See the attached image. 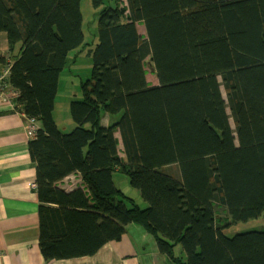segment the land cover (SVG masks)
<instances>
[{"label": "trees", "instance_id": "obj_1", "mask_svg": "<svg viewBox=\"0 0 264 264\" xmlns=\"http://www.w3.org/2000/svg\"><path fill=\"white\" fill-rule=\"evenodd\" d=\"M91 2L94 42L82 0H0L6 82L42 124L29 150L43 256H93L135 224L172 264H264V231L226 235L264 214V0ZM86 49L91 78L71 103L74 129L63 133L61 75L71 53ZM172 166L179 177L164 173ZM116 172L147 207L116 186ZM74 174L83 187H58Z\"/></svg>", "mask_w": 264, "mask_h": 264}, {"label": "crops", "instance_id": "obj_2", "mask_svg": "<svg viewBox=\"0 0 264 264\" xmlns=\"http://www.w3.org/2000/svg\"><path fill=\"white\" fill-rule=\"evenodd\" d=\"M0 57H10L6 33H0ZM4 69L0 63V73ZM14 101L0 94V264H172L159 251L157 243L146 244V234L140 238L131 235L130 228L136 229L135 232L143 228L135 224L127 227L121 241L107 243L93 256L46 260L40 248L37 171L29 150L42 124L35 121L37 130L31 134L33 124ZM57 124L62 131L60 123ZM73 127L70 122L67 132ZM58 187L69 192L83 187V181L79 174H74Z\"/></svg>", "mask_w": 264, "mask_h": 264}, {"label": "rangeland", "instance_id": "obj_3", "mask_svg": "<svg viewBox=\"0 0 264 264\" xmlns=\"http://www.w3.org/2000/svg\"><path fill=\"white\" fill-rule=\"evenodd\" d=\"M106 6H115V0H105L103 7ZM81 10L84 17V33L88 40L92 39V42H94L96 41L98 34L99 9H95L93 7L91 0H82ZM138 29L142 32L141 34L143 36H146L145 30L142 26L139 25ZM87 51L88 49L81 53H78V51H73L69 57L65 71L61 75V85L57 97V112L55 117L60 123V127L63 129V133H69L72 129H74L75 124L73 123L74 127L67 132L69 123L73 122L71 118V103L73 101L82 99L81 84L82 82L91 78L93 60L87 55ZM147 71L148 82H150V84L153 86L159 85V82L156 76L153 74L150 66H147ZM109 118L108 126L113 125L116 121H118L120 119V115L109 116ZM105 121L106 120H104L103 117V125H106ZM164 170V173H169L175 177H179V170L177 166L168 167ZM114 176L115 184L119 189L122 191L124 190V193L128 197L133 198L138 205H141V207H147V204L142 198L140 191L131 186L130 179L128 177L119 172H116ZM130 230L131 235L136 238H140L146 234V236H148L146 239V244L148 243V246H156L154 237L147 231H144L143 228H138L137 232H135L136 229L133 228H130ZM256 230L264 231V214L259 219L254 221L232 224L226 229V235L228 237H232L238 233ZM178 249L181 248L179 247Z\"/></svg>", "mask_w": 264, "mask_h": 264}, {"label": "built area", "instance_id": "obj_4", "mask_svg": "<svg viewBox=\"0 0 264 264\" xmlns=\"http://www.w3.org/2000/svg\"><path fill=\"white\" fill-rule=\"evenodd\" d=\"M9 76V71H5L0 74V94L3 95L8 101H14L18 97V92L15 91L6 81ZM31 128L29 129L31 134H34L37 130L35 127V120L30 119Z\"/></svg>", "mask_w": 264, "mask_h": 264}, {"label": "bare ground", "instance_id": "obj_5", "mask_svg": "<svg viewBox=\"0 0 264 264\" xmlns=\"http://www.w3.org/2000/svg\"><path fill=\"white\" fill-rule=\"evenodd\" d=\"M145 30V29H144ZM139 32H141V31H139ZM142 33V32H141Z\"/></svg>", "mask_w": 264, "mask_h": 264}]
</instances>
